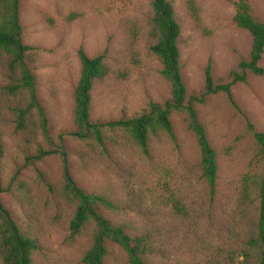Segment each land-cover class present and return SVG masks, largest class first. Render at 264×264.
<instances>
[{
	"label": "rangeland",
	"instance_id": "obj_1",
	"mask_svg": "<svg viewBox=\"0 0 264 264\" xmlns=\"http://www.w3.org/2000/svg\"><path fill=\"white\" fill-rule=\"evenodd\" d=\"M181 27L179 49L187 99L206 90L210 66L216 85L242 74L252 35L235 22L239 0H169ZM264 23V0H249ZM153 0H21L26 61L49 120V138L33 111L18 127L16 109L28 105L13 95L17 76L0 62V120L3 156L0 179L4 207L35 244L33 264H83L96 227L72 234L77 204L64 189L63 164L51 155L32 165L28 158L53 149L61 135L71 174L89 194L102 196L116 211L100 213L132 237L141 238L148 264H259L256 245L259 184L264 161L254 132L264 133V76L248 70L246 82L209 94L195 105L216 152L218 180L211 193L201 152L187 115L172 117L175 141L159 133L145 156L123 133H107L106 150L72 136L75 91L81 77L80 49L105 56L107 76L92 92L91 121L111 123L140 116L152 103L172 98L161 61L151 52ZM264 68V55L260 62ZM250 126H253L251 128ZM105 264H130L126 252L108 242ZM0 264L2 260L0 257Z\"/></svg>",
	"mask_w": 264,
	"mask_h": 264
},
{
	"label": "trees",
	"instance_id": "obj_2",
	"mask_svg": "<svg viewBox=\"0 0 264 264\" xmlns=\"http://www.w3.org/2000/svg\"><path fill=\"white\" fill-rule=\"evenodd\" d=\"M20 3L21 0H0V62L7 59L9 68L18 77L17 84L8 88L9 92L13 95L24 94L28 99L26 108L16 109L18 127L24 128L28 116L36 111L40 117L44 134L49 138V120L38 98L36 78L26 61L27 53L32 48L23 42ZM152 7L150 36L154 40V44L150 50L161 61L162 75L171 84V100L164 105L150 104L149 110L136 118L122 119L111 123L92 122V92L96 83L107 76L108 70L104 55L90 58L84 49H80L79 58L82 71L75 91L77 130L72 133V136L87 144H98L105 151L107 133H123L130 138L142 154L149 156V142L152 137L164 133L175 141L172 117L176 113H184L197 138L201 152L203 176L211 193H215L218 180L217 156L210 144L206 129L198 118L195 105L202 103L207 95L219 91L226 92L230 101L236 105L231 90L236 83L246 82L247 71L250 70L256 75L264 76V68L260 66L264 55V23L253 16L249 0L237 2L235 22L238 27L247 30L253 38L250 59L240 63L242 74L233 72V81L224 85L215 84L209 66L206 71V91L200 97L191 96L188 100L179 49L181 27L177 21L174 7L169 0H153ZM1 116L2 100L0 97V120ZM250 127L253 128V126ZM254 135L264 161V133L254 132ZM3 152L0 143V158L3 156ZM55 154L59 155L62 160L64 189L77 204L76 213L71 222L72 234H78L89 223L96 227L92 248L83 258V264H105L109 255L108 242L120 246L128 255L130 264H148L142 257L146 253L147 247L141 238H132L123 227L114 226L100 213L101 210L116 211L114 203L102 196L89 194L77 185L71 174L63 135L59 137V141L53 149H40L38 154L28 158V161L35 165ZM4 192L5 189L0 179V257L2 264H33L35 244L22 232L11 213L4 207L1 200V195ZM258 197L260 206L256 245L259 264H264V173L260 179Z\"/></svg>",
	"mask_w": 264,
	"mask_h": 264
}]
</instances>
